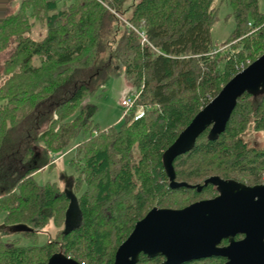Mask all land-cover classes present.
<instances>
[{"label": "trees", "instance_id": "obj_1", "mask_svg": "<svg viewBox=\"0 0 264 264\" xmlns=\"http://www.w3.org/2000/svg\"><path fill=\"white\" fill-rule=\"evenodd\" d=\"M127 1L23 0L14 12L13 0L0 3V53L11 49L0 72V211L6 226L34 238L50 222H64L65 191L56 183L39 185L33 175L54 165L49 154L64 155L79 135L90 133L71 161L81 227L42 246L0 236V264H47L56 254L81 264H114L118 248L153 208L183 209L214 197L216 188L204 186L210 177L264 184V147L244 138L251 125L264 134V90L238 100L220 137L205 132L175 160L176 180L201 185V192L173 189L164 165L165 152L196 115L264 55L259 0H218L234 8L236 19L221 48L237 42L224 50L211 34L217 0H137L126 16ZM118 74L140 95L119 130L103 131L89 97ZM140 108L144 115L137 118ZM163 262L142 255L139 264Z\"/></svg>", "mask_w": 264, "mask_h": 264}, {"label": "water", "instance_id": "obj_2", "mask_svg": "<svg viewBox=\"0 0 264 264\" xmlns=\"http://www.w3.org/2000/svg\"><path fill=\"white\" fill-rule=\"evenodd\" d=\"M264 90V55L239 72L181 132L164 155V165L173 189L188 187L176 180L175 160L194 148L207 131L212 139L225 131L238 100L247 92ZM219 195L193 203L183 209L153 208L139 221L118 248L114 264H138L141 255L149 259L164 258L163 264H186L212 257L227 259V264H264V184L248 186L218 176L207 179ZM64 234L79 229L83 214L72 190ZM238 236L243 238L236 240ZM223 240L229 245L219 247ZM47 264H81L73 258L56 254Z\"/></svg>", "mask_w": 264, "mask_h": 264}, {"label": "rangeland", "instance_id": "obj_3", "mask_svg": "<svg viewBox=\"0 0 264 264\" xmlns=\"http://www.w3.org/2000/svg\"><path fill=\"white\" fill-rule=\"evenodd\" d=\"M9 0H0V3H5ZM13 7L11 5L10 11L14 12L18 8L19 4L23 0H13ZM137 0H128L125 4L126 16L131 13L132 6ZM218 1V0H217ZM218 6L217 21L212 27V41L213 44L221 48L225 42L231 37L232 33L236 28V19L234 8L228 3L220 1L216 4ZM259 10L261 13L264 12V0H259ZM237 41L230 45L235 44ZM230 45L221 48L224 50L229 48ZM219 50V51H220ZM11 49L0 53V72L5 68L6 61L10 57L9 52ZM134 90L127 78L123 74H118L114 78L110 79L105 85L97 90V94L89 97V101L97 105V113L94 116V123L99 127L100 130L116 129L119 130L122 123L124 122L125 109L121 105V101L130 91ZM90 136L88 134L79 135L71 144V146L65 151L64 155L57 153V155L49 154V158L55 159L54 165L47 166L38 172L33 177L39 185H47L49 183H56L60 190H73L75 181L78 179V173L71 166V161L76 157L79 144L86 140ZM245 140L251 147L262 148L264 147V134L263 132H257L251 125L244 136ZM79 171L83 170V164L78 163ZM84 185L80 191L86 189ZM79 194V191H78ZM66 218V216H65ZM6 212L0 211V236L4 239H15L20 238L19 243L22 246L28 245H45L50 240H57L59 235L65 229L64 222H50L48 226L37 231L36 237H25L22 234H18L12 231L5 224Z\"/></svg>", "mask_w": 264, "mask_h": 264}, {"label": "built area", "instance_id": "obj_4", "mask_svg": "<svg viewBox=\"0 0 264 264\" xmlns=\"http://www.w3.org/2000/svg\"><path fill=\"white\" fill-rule=\"evenodd\" d=\"M137 33L139 34L141 39H143V42H146L145 34L142 32H137ZM139 95H140V93L135 92V90H132L129 93H126V95L124 96V98L121 101V105L125 109L124 117L128 116L131 113V111L134 107V104L137 101ZM143 115H144V109L140 108V110L137 112L136 117L141 118Z\"/></svg>", "mask_w": 264, "mask_h": 264}, {"label": "flooded vegetation", "instance_id": "obj_5", "mask_svg": "<svg viewBox=\"0 0 264 264\" xmlns=\"http://www.w3.org/2000/svg\"><path fill=\"white\" fill-rule=\"evenodd\" d=\"M215 187V186H214ZM216 188V187H215ZM216 191H217V188H216ZM219 195V193H218V191H217V193H216V195L214 196V197H210V198H207V199H204V200H209V199H213V198H215V197H217ZM202 201V200H201ZM243 237L242 236H238L237 238H236V240H240V239H242ZM229 245V242L227 241V240H223L222 241V243L219 245V247H226V246H228ZM142 256V255H141ZM145 256V255H144ZM147 257V256H146ZM160 258H162V257H160ZM218 258H220V259H223V260H225V264H227V259L226 258H222V257H212V258H208V259H218ZM140 259H141V257H140ZM139 264V263H138Z\"/></svg>", "mask_w": 264, "mask_h": 264}]
</instances>
